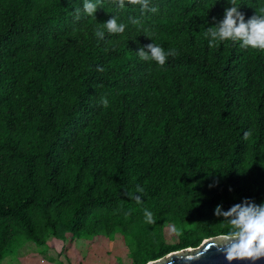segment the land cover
Instances as JSON below:
<instances>
[{
  "label": "trees",
  "instance_id": "obj_1",
  "mask_svg": "<svg viewBox=\"0 0 264 264\" xmlns=\"http://www.w3.org/2000/svg\"><path fill=\"white\" fill-rule=\"evenodd\" d=\"M84 2L0 0V264L24 241L115 234L145 264L227 233L217 205L264 203V51L205 36L230 0ZM150 43L177 55L143 61Z\"/></svg>",
  "mask_w": 264,
  "mask_h": 264
},
{
  "label": "clouds",
  "instance_id": "obj_2",
  "mask_svg": "<svg viewBox=\"0 0 264 264\" xmlns=\"http://www.w3.org/2000/svg\"><path fill=\"white\" fill-rule=\"evenodd\" d=\"M119 8L125 7V0H111ZM97 3L85 0L83 11L90 17H94L98 10ZM131 6H139L142 13L158 11L156 7H150L151 0H127ZM241 6L237 0H230V7L224 10L223 19L214 26L208 27L205 36L210 37L209 46L215 47L217 43L231 41L238 43L242 49H253L264 51V15L254 14L247 20L244 14L239 10ZM79 10H76L75 19H79ZM215 19V18H213ZM133 24L139 23L133 19ZM104 27L109 34H122L125 25L118 23L115 17L109 18L104 22ZM95 35L98 39H103L104 31L98 30ZM137 55L143 61H155L157 65L163 67L169 56H176L175 50L165 51L161 46L154 43L146 45L137 51ZM103 71L102 68H97ZM101 104L108 107V100L101 99ZM248 134L245 133V136ZM138 193H142V188H137ZM130 198H134L137 203H141V196L126 193ZM215 215L222 216L230 230L219 237V243L215 245L218 252H221L227 264H233V261L247 262V264H256L258 260L264 259V203L257 205L245 199L240 204H235L229 210L221 212L217 205ZM145 220L148 224L154 223L153 214L145 210Z\"/></svg>",
  "mask_w": 264,
  "mask_h": 264
},
{
  "label": "rangeland",
  "instance_id": "obj_3",
  "mask_svg": "<svg viewBox=\"0 0 264 264\" xmlns=\"http://www.w3.org/2000/svg\"><path fill=\"white\" fill-rule=\"evenodd\" d=\"M189 226V224L166 226L163 229V236L167 242H170L174 234L182 232ZM187 248L196 249V247ZM1 264H131V257L128 241L120 234H115L111 238L99 236L89 239L70 235L65 239H59L50 235L41 244L24 241L15 253L5 256Z\"/></svg>",
  "mask_w": 264,
  "mask_h": 264
},
{
  "label": "water",
  "instance_id": "obj_4",
  "mask_svg": "<svg viewBox=\"0 0 264 264\" xmlns=\"http://www.w3.org/2000/svg\"><path fill=\"white\" fill-rule=\"evenodd\" d=\"M219 237L204 239L196 249H184L173 251L162 259L148 261L146 264H227L224 255L218 252L215 245L218 244ZM233 264H247V262L233 261ZM256 264H264V259L258 260Z\"/></svg>",
  "mask_w": 264,
  "mask_h": 264
}]
</instances>
